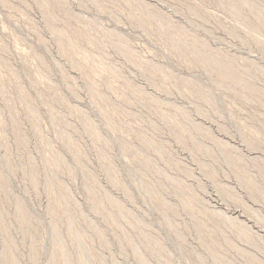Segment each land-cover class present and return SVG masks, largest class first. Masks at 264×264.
Returning a JSON list of instances; mask_svg holds the SVG:
<instances>
[{
	"label": "rangeland",
	"instance_id": "rangeland-1",
	"mask_svg": "<svg viewBox=\"0 0 264 264\" xmlns=\"http://www.w3.org/2000/svg\"><path fill=\"white\" fill-rule=\"evenodd\" d=\"M0 264H264V0H0Z\"/></svg>",
	"mask_w": 264,
	"mask_h": 264
}]
</instances>
